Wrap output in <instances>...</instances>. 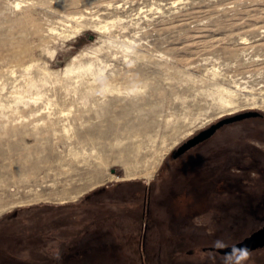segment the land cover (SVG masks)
Wrapping results in <instances>:
<instances>
[{"label":"rangeland","instance_id":"1","mask_svg":"<svg viewBox=\"0 0 264 264\" xmlns=\"http://www.w3.org/2000/svg\"><path fill=\"white\" fill-rule=\"evenodd\" d=\"M259 126L264 0H0V210L26 201L0 213V264H237L208 249L264 225Z\"/></svg>","mask_w":264,"mask_h":264},{"label":"water","instance_id":"2","mask_svg":"<svg viewBox=\"0 0 264 264\" xmlns=\"http://www.w3.org/2000/svg\"><path fill=\"white\" fill-rule=\"evenodd\" d=\"M261 115L257 112H245L241 113L235 116L231 117H226L223 118L216 123L210 125L206 129L201 130L197 134L193 135L192 137L188 138L185 142L180 144L176 150L173 153V159H177L190 149L202 144L209 138H211L217 130L222 128L223 126L242 121L244 119L248 118H255V117H260ZM113 174L114 171H111ZM239 248H246L249 253L263 249L264 248V225L257 229L256 231L252 232L245 238H243L241 241L235 243L234 245L231 246H226V247H217V248H209V251L216 252L220 255L234 258L239 256V252H234V249H239Z\"/></svg>","mask_w":264,"mask_h":264},{"label":"flooded vegetation","instance_id":"3","mask_svg":"<svg viewBox=\"0 0 264 264\" xmlns=\"http://www.w3.org/2000/svg\"><path fill=\"white\" fill-rule=\"evenodd\" d=\"M224 127V126H223ZM258 128H260V135H258V137L256 138V141H257V143H259V145L257 144V145H255V143L254 142H251L250 143V147H248V149H247V151H248V153H249V161L251 162V167H258L259 165H260V162H261V160H259V158L257 159H255V157H254V153H261V152H264V149H263V147H264V145L263 146H260V144H264V126H259ZM221 129V128H220ZM219 129V130H220ZM218 131V130H217ZM217 131H216V133H217ZM232 159V158H231ZM235 162H237V161H235ZM203 172V175H204V179H206V177L208 178L209 177V175H206L207 173H206V170L205 171H202ZM201 172V173H202ZM219 177H220V175L219 174H217ZM217 176V177H218ZM214 181H219L220 182V184L218 183V185H220V187H221V181H220V179H215ZM189 182H191V181H189ZM217 183V182H216ZM216 183H214V185L215 186H217L216 185ZM204 184H207L206 182H204ZM203 183H200V182H198V183H195L192 187H191V189H189V191H188V193H191V192H196L197 193V200H198V202L200 203V207H203L204 209L206 208L204 205H205V203H206V200H205V198L207 197V195H206V191L207 190H205L206 188H205V185H204ZM231 183H229L228 184V186L230 185ZM201 185H204V186H202L201 187ZM198 192H200V193H198ZM203 194V195H202ZM214 195L216 194V190H215V192L213 193ZM216 196V195H215ZM220 201H217V203L215 204H213V205H209V208L210 209H220L221 208V206H220ZM216 211V210H215ZM263 226V225H262ZM261 226V227H262ZM260 228V227H259ZM258 228V229H259ZM257 230V229H256ZM254 232V231H253Z\"/></svg>","mask_w":264,"mask_h":264},{"label":"bare ground","instance_id":"4","mask_svg":"<svg viewBox=\"0 0 264 264\" xmlns=\"http://www.w3.org/2000/svg\"><path fill=\"white\" fill-rule=\"evenodd\" d=\"M17 5H18V3H17ZM112 25H113V23H112ZM99 28H100V29L102 28V29H106V30H107L108 26H107V25H104L103 27H99ZM66 72H70V70L67 69ZM151 176H152V172L146 174V178H150ZM111 179H112V176H110L109 180H111ZM44 195H48L45 199L49 200V199H57V195H59V194H56L55 191H50L49 193H46V194H44V193H39V194H38V197H39L38 199H42L41 197L44 196ZM76 197H77V196L74 195V196H71L70 199L75 200ZM66 198H67V197H61V198H59L58 202H59L60 204H62V203H64V202L67 201ZM25 203H26V201H13V202H10L9 205L4 206V207L0 210V213H1L2 211H4V210L8 209V208H13V207H16V206H21V205H23V204H25Z\"/></svg>","mask_w":264,"mask_h":264},{"label":"trees","instance_id":"5","mask_svg":"<svg viewBox=\"0 0 264 264\" xmlns=\"http://www.w3.org/2000/svg\"><path fill=\"white\" fill-rule=\"evenodd\" d=\"M83 44V38L82 37H79V38H76L74 41H73V45L75 46L74 48V50L76 51V49H78L81 45ZM74 52V51H73ZM233 151V153L231 152V153H229L230 154V156H233V158H235L236 157V159H237V154H239V152H240V150H237V148L236 149H230L228 152H230V151ZM249 154V153H248ZM254 157H255V155H254ZM256 158H257V156H256ZM237 162H239V160H236Z\"/></svg>","mask_w":264,"mask_h":264},{"label":"clouds","instance_id":"6","mask_svg":"<svg viewBox=\"0 0 264 264\" xmlns=\"http://www.w3.org/2000/svg\"><path fill=\"white\" fill-rule=\"evenodd\" d=\"M218 245L221 244L220 241L216 242ZM234 252H239V256L237 257V264H239V260L240 259H244L247 258V256L249 255V252L246 248H239V249H234Z\"/></svg>","mask_w":264,"mask_h":264},{"label":"crops","instance_id":"7","mask_svg":"<svg viewBox=\"0 0 264 264\" xmlns=\"http://www.w3.org/2000/svg\"><path fill=\"white\" fill-rule=\"evenodd\" d=\"M198 148H199V147H198ZM196 149H197V148H196ZM174 160H177V162H178V158H177V159H174ZM161 244H162L161 241H158V245H159V246L157 247V251H162V250H163V247L161 246ZM174 248H175V247H174ZM158 263H159V264H162L161 261H159V260H158ZM174 264H175V263H174Z\"/></svg>","mask_w":264,"mask_h":264}]
</instances>
